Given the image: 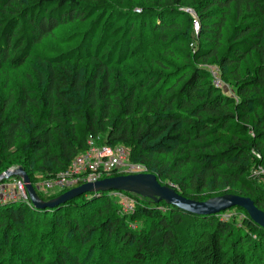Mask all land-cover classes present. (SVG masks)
I'll return each instance as SVG.
<instances>
[{
    "label": "trees",
    "instance_id": "16d2710c",
    "mask_svg": "<svg viewBox=\"0 0 264 264\" xmlns=\"http://www.w3.org/2000/svg\"><path fill=\"white\" fill-rule=\"evenodd\" d=\"M139 13L128 0H0V73L30 66L0 96V172L21 167L35 185L94 137L187 198L229 188L264 211V183L251 177L264 166V0H145ZM64 25L74 27L57 36ZM149 27L156 37H144ZM181 41L182 66L157 61V72L140 59ZM123 193L132 213L111 192L54 209L0 205V264H90L95 251L92 264H264V228L244 209L200 216ZM232 209L243 217L223 218ZM46 238L49 249L38 246Z\"/></svg>",
    "mask_w": 264,
    "mask_h": 264
},
{
    "label": "water",
    "instance_id": "95a60500",
    "mask_svg": "<svg viewBox=\"0 0 264 264\" xmlns=\"http://www.w3.org/2000/svg\"><path fill=\"white\" fill-rule=\"evenodd\" d=\"M14 177L24 181L30 202L37 209H54L86 194L127 192L148 198L155 203L164 201L169 205L200 216L217 215L231 208L240 207L249 214L256 224L264 228V211L259 209L249 197L226 194L207 201H197L183 196L171 185L162 184L155 174L148 172L119 175L105 178L95 183H86L66 191L50 201H44L40 198L27 172L21 167L10 168L3 172L0 175V183Z\"/></svg>",
    "mask_w": 264,
    "mask_h": 264
},
{
    "label": "built area",
    "instance_id": "2783aa9c",
    "mask_svg": "<svg viewBox=\"0 0 264 264\" xmlns=\"http://www.w3.org/2000/svg\"><path fill=\"white\" fill-rule=\"evenodd\" d=\"M197 29H199L198 24ZM216 69L219 72L217 67ZM220 81V79L215 78L213 83L216 87L223 89L224 84ZM129 155V150L126 147L99 145L98 138L91 137L88 140L87 149L78 154L65 171L43 180V183L40 187H36V190L51 195L55 189L59 192H66L80 185L95 183L106 177H111L113 174L146 173V168L132 163L129 160ZM256 155L260 158L258 154ZM251 177L264 183V166L254 167L251 171ZM114 194L124 212L132 213L134 211L135 202L129 195L123 192H114ZM21 201L30 202L26 184L22 179L16 177L14 182L0 183V205Z\"/></svg>",
    "mask_w": 264,
    "mask_h": 264
},
{
    "label": "rangeland",
    "instance_id": "374dc122",
    "mask_svg": "<svg viewBox=\"0 0 264 264\" xmlns=\"http://www.w3.org/2000/svg\"><path fill=\"white\" fill-rule=\"evenodd\" d=\"M129 1V3H130V7H131V9L132 10H134V11H136L137 13H139L140 11H143L144 10V5H145V0H128ZM185 11H187V12H189L192 16H193V18L195 19V21H194V29H195V32H196V34L199 32V29H197V24L199 23V21H198V18H197V13L193 10V9H191V8H189V9H187V8H185L184 9ZM140 14V13H139ZM142 14H144V13H142ZM72 27H74V25H70V26H67V25H64V26H62L57 32H56V35L57 36H61V35H63L66 31H68V30H70ZM140 33L141 32H138V31H136V32H134V37L135 38H137V40L136 41H138V39H141V37H139V35H140ZM151 34V35H153V36H155L156 37V35L152 32V31H150V27L147 29V32H146V34H144V37L146 38V37H148V34ZM196 36V35H195ZM139 37V38H138ZM192 37H194V35H192ZM192 39V38H191ZM148 43V42H147ZM186 43V42H185ZM184 41H181V43L180 44H175V45H173L172 46V50H171V54H168V55H166V53L164 52V50H162V48L160 47V45L159 44H155V45H152V46H150L149 47V51L150 52H152V53H142L143 55H147V54H154L155 56H143V55H141L140 56V59H145V60H147L148 62H150V64H151V67H150V70H152V71H157V72H161V68L156 64V62L157 61H168V62H170L171 64H172V68H177L179 65L180 66H182V65H184L185 64V60H186V57H185V52H184ZM191 47V46H190ZM154 50V51H153ZM148 50L146 49L144 52H147ZM129 64V63H128ZM29 65H27V66H25L24 68H22V69H20V70H18V71H11V72H9V73H7V72H4V73H0V96H2V95H4L6 92H7V90L9 89V88H18L19 87V85H20V83H21V80H22V78L24 77V75H25V73H26V71H29ZM128 69L129 70H132L133 69V66H129L128 67ZM207 69L209 70V72H210V74H211V76H212V79L214 80L215 78H218V79H220L221 81L220 82H222L223 84H224V86H223V91L224 92H226V93H228V94H234V89L231 87V86H229V85H227V84H225L224 83V81H223V79L221 78V75H220V72H218L217 71V69H216V67H213V66H208L207 67ZM220 88V87H219ZM13 167H18V166H13ZM13 167H10V168H13ZM2 174V172H0V175ZM16 177H14V178H10V179H8V180H6V181H8V182H14V179H15ZM106 178H109V177H106ZM105 179V178H104ZM102 180V179H101ZM5 182V181H4ZM2 183V182H1ZM43 183V181H38V182H36L35 183V185L33 184V186L35 187V189H36V187H40V185ZM56 193H59V191L57 190V189H55V190H53L52 191V194H56ZM219 193H220V191H217V192H215L214 190H211V191H209V192H206V193H204V198H205V200L204 201H207V200H209V199H211V198H214V197H218V195H219ZM223 193H225L224 195H226V194H233L232 192H231V189H229V188H227V189H225L224 191H223ZM100 194H98L97 196H99ZM112 197H115L116 199H118L117 197H116V195L114 194V192L112 193L111 192V194H110ZM136 195V194H135ZM29 196V195H28ZM132 196H134V195H132ZM220 196H223V194L222 195H220ZM131 197V196H130ZM141 197V196H140ZM133 200L132 201H134L135 202V199H134V197H131ZM50 201V200H49ZM121 211L123 212V213H126V212H124V210H123V208L121 207ZM126 214H128V213H126ZM243 215H244V212H242V211H239V210H236V209H232V210H230V211H228L226 214H225V216L223 217V218H233V217H237V218H240V217H243ZM49 225H52V218L51 217H49L48 219H47V224L45 225V226H49ZM47 227L46 228H43L42 229V234H44V232L47 230V231H49L50 229H47ZM134 227H136V226H134ZM101 239H103V238H101ZM96 240H97V238H96ZM95 240V241H96ZM41 245H45L46 247H47V249H49V248H51V246L53 245V241L51 240V239H48V238H46V239H43L41 242H40V244L38 245V246H41ZM119 248H120V246L117 248V250L115 251V253L117 254V256H118V260L119 261H123L124 259H126V257H128V252H126L124 249H122L121 251L119 250ZM93 251H94V249H93ZM96 255H98V252L97 251H95L94 253H93V259L96 257ZM92 257H91V259L89 260L90 261V264H92L93 263V259H92ZM125 257V258H124Z\"/></svg>",
    "mask_w": 264,
    "mask_h": 264
}]
</instances>
